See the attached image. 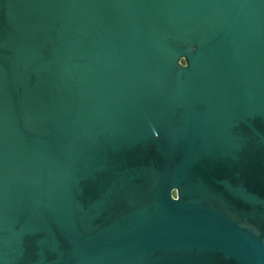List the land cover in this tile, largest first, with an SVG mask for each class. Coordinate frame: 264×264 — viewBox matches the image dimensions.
<instances>
[{
  "label": "water",
  "instance_id": "95a60500",
  "mask_svg": "<svg viewBox=\"0 0 264 264\" xmlns=\"http://www.w3.org/2000/svg\"><path fill=\"white\" fill-rule=\"evenodd\" d=\"M0 264H264V0H0Z\"/></svg>",
  "mask_w": 264,
  "mask_h": 264
},
{
  "label": "clouds",
  "instance_id": "9594fccd",
  "mask_svg": "<svg viewBox=\"0 0 264 264\" xmlns=\"http://www.w3.org/2000/svg\"><path fill=\"white\" fill-rule=\"evenodd\" d=\"M179 67H180L181 69H187V68L189 67V64H188V62L185 61V60H180V61H179ZM173 193H174V192H172V190H171V192H170V198H171V200H172L173 202H178V201L180 200V198H179V200H176V197L173 196Z\"/></svg>",
  "mask_w": 264,
  "mask_h": 264
}]
</instances>
